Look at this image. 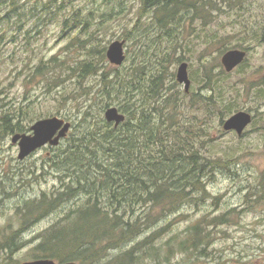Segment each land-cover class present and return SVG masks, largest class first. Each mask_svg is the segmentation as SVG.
<instances>
[{
    "label": "rangeland",
    "instance_id": "1",
    "mask_svg": "<svg viewBox=\"0 0 264 264\" xmlns=\"http://www.w3.org/2000/svg\"><path fill=\"white\" fill-rule=\"evenodd\" d=\"M34 1L24 0L22 3L29 7ZM61 1L56 0L53 6L55 18L43 20L39 28L28 33L25 29L29 25L18 30L14 13L6 14V3L0 5V115L13 112L14 107L22 103L29 105L27 119L23 121L27 129L5 134L0 140V242L15 230H20L18 240L23 242L12 254L13 264L34 260L33 249L39 242V234L58 220L60 222L65 206L44 217L34 215L24 220L26 201L43 194L50 197L61 187L60 172L50 161L57 147H42L19 160L18 146L11 143V136L29 133L36 120L50 116L64 118L74 126L80 114L91 104L98 86L94 74L77 83V72L73 68L83 59V49L77 46V41L85 38V33H79L77 23L69 19L74 10L79 9L80 21L84 16L89 17V26L95 28V36L101 45L107 47L114 40L124 42L125 61L121 66H115L121 72L129 71L130 66L141 59L147 64L152 62L162 44L161 41L159 45L142 46L147 33L152 31L155 38L156 31L148 25L153 17L151 10L143 13L137 21L140 14L138 0H64L62 5ZM217 1L224 9L210 11L211 19L187 18L182 22L175 51L182 60L170 63L166 84L181 95V101L190 98L182 96L186 92L183 84L176 80L177 67L185 61L189 77L191 74V94H207L203 80L211 73L222 87L223 100L236 106L234 112H250L253 121L245 129L247 134L237 136L234 131L222 129L218 110L210 111L207 115L208 133L199 137L202 145L199 151L209 156L203 150L207 144L214 153L211 158L229 160L227 166L213 169L204 181V192L181 203L177 211L159 212V207H154L155 224L146 227L129 242L109 250L107 258L130 248L162 225L168 227L158 239H154L161 247L168 238H182L189 226L203 223L208 225L211 235L207 257L191 259L193 253L174 252L167 262L161 264H264V18L259 13L260 6L257 8L262 1H255L249 14L239 13L236 5L229 7L228 3ZM59 5L62 7L57 10ZM256 18L259 23L253 33L245 32L242 24L254 22ZM26 23L31 24L32 20ZM152 33L148 34L149 37ZM232 48H247L246 64L228 75L220 74V69L224 70L220 58ZM52 57H57L55 61L60 60V63L55 66L53 61L49 62ZM42 64L40 71L43 73H37V67ZM111 66L106 59L105 69ZM88 86L93 88L91 93L85 94ZM110 106L117 107L116 103ZM182 111L186 118L195 115L202 120L204 114L203 109L186 105ZM34 115L42 117L33 119ZM227 117L225 114L222 118ZM77 132L78 129L72 128L67 137ZM218 216L226 222L212 226ZM104 262L105 259L99 263ZM132 264L155 262L144 255Z\"/></svg>",
    "mask_w": 264,
    "mask_h": 264
},
{
    "label": "trees",
    "instance_id": "2",
    "mask_svg": "<svg viewBox=\"0 0 264 264\" xmlns=\"http://www.w3.org/2000/svg\"><path fill=\"white\" fill-rule=\"evenodd\" d=\"M7 1L1 0L0 5L6 3V14L14 13L18 30L29 25L25 33L39 28L43 20L56 17L53 14L56 0H35L29 7L22 3L24 0ZM138 1L140 14L137 21L151 10L153 17L148 25L156 31L155 38L152 31L147 33L142 46L159 45L161 41L162 44L152 62L147 64L141 59L130 66L129 71L121 72L113 65L105 69L106 46L100 44L95 28L89 26V17L84 16L80 21L77 9L69 18L77 23L79 33H85V38L77 41V46L83 49V59L73 68L77 72V83L94 74L98 86L91 104L72 125L78 132L66 137L50 157L52 166L60 172L61 187L50 197L43 194L24 204L25 221L34 215L44 217L65 206L60 222L58 220L39 234L33 259L50 258L58 263L74 261L77 264H132L145 255L155 264H161L174 252L193 253L191 259L208 255L210 230L207 224L197 223L189 226L182 238L170 237L161 247L154 239L168 227L162 225L130 248L106 257L109 250L129 242L146 227L155 224L154 207H159V212L177 211L181 203L204 192V181L213 169L227 166L229 160L211 158L214 153L207 144L203 150L210 155L200 153L199 137L208 133L210 111L220 112L222 125L223 115L229 116L236 107L223 100L222 87L211 73L203 80L210 95L191 94L189 89L182 94L190 96L187 101H181V95L166 84L170 63L182 60V56L175 54L182 22L187 18L211 19L210 11L224 7H220L217 0ZM255 1L221 0L229 7L236 5L239 13L248 14L253 11ZM260 1L257 8L260 6L259 13L264 18V0ZM61 5L56 9H61ZM27 20L32 23L25 24ZM258 23L256 18L254 22L242 24L243 29L253 33ZM149 33H152L151 37ZM56 58L52 57L49 62L53 61L56 66L60 63V60L55 61ZM246 61L247 58L239 69L244 68ZM43 64L37 67V73H43L40 71ZM221 73L228 75L223 69H220ZM92 88L88 86L85 94L91 93ZM113 103L125 114V120L116 127L102 115ZM184 105L203 109L202 120L195 115L183 117ZM28 106L22 103L14 107L13 112L0 115V140L5 134L27 129L23 121L27 119ZM40 117L34 115L33 119ZM245 134L247 132L242 135ZM213 221L212 226L225 219L218 216ZM19 232L13 231L0 242L2 264H13L12 254L23 243L18 240ZM104 259L106 262L99 263Z\"/></svg>",
    "mask_w": 264,
    "mask_h": 264
},
{
    "label": "water",
    "instance_id": "3",
    "mask_svg": "<svg viewBox=\"0 0 264 264\" xmlns=\"http://www.w3.org/2000/svg\"><path fill=\"white\" fill-rule=\"evenodd\" d=\"M106 58L112 65L119 66L125 60L124 42L120 40L112 41L106 48ZM246 57V51L239 48L226 50L221 58V64L226 72L232 71L236 66L243 62ZM188 64L181 62L176 71V80L183 84L184 90L188 91L190 79L187 71ZM104 118L107 122L118 126L125 115L115 106L107 107L104 110ZM252 115L244 110H239L223 120L222 128L224 131H234L240 136L244 129L251 123ZM71 128V122L59 116H50L36 120L30 126L29 133H15L11 136V143L17 144L19 160H23L36 149L45 145L57 146L61 139L67 136ZM20 264H77L74 261L56 263L52 259L41 258L25 261Z\"/></svg>",
    "mask_w": 264,
    "mask_h": 264
}]
</instances>
